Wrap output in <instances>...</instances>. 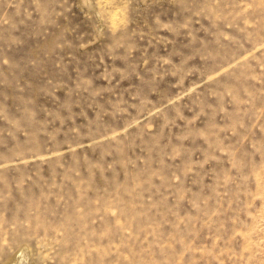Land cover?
I'll return each instance as SVG.
<instances>
[{
    "label": "rangeland",
    "instance_id": "374dc122",
    "mask_svg": "<svg viewBox=\"0 0 264 264\" xmlns=\"http://www.w3.org/2000/svg\"><path fill=\"white\" fill-rule=\"evenodd\" d=\"M0 264H264V0H0Z\"/></svg>",
    "mask_w": 264,
    "mask_h": 264
}]
</instances>
